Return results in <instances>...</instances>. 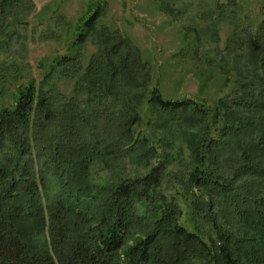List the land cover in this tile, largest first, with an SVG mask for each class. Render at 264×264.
Here are the masks:
<instances>
[{
    "label": "trees",
    "instance_id": "obj_1",
    "mask_svg": "<svg viewBox=\"0 0 264 264\" xmlns=\"http://www.w3.org/2000/svg\"><path fill=\"white\" fill-rule=\"evenodd\" d=\"M32 10L31 0H0V37ZM261 15L257 29L239 28L231 41L239 85L216 108L165 100L150 89L139 49L113 35L86 68L80 55L64 57L40 87L2 106L0 264H264ZM9 69L0 61V80ZM54 74L76 79L74 97L56 91ZM183 149L186 172L169 170ZM110 162L132 172L96 181L94 168Z\"/></svg>",
    "mask_w": 264,
    "mask_h": 264
},
{
    "label": "rangeland",
    "instance_id": "obj_2",
    "mask_svg": "<svg viewBox=\"0 0 264 264\" xmlns=\"http://www.w3.org/2000/svg\"><path fill=\"white\" fill-rule=\"evenodd\" d=\"M33 10L9 26L0 37L5 50L0 61L10 69L0 80V108L13 106L20 89L43 83L56 61L82 57L86 68L97 54L99 40L124 38L141 52L151 67L150 89L157 88L165 100H196L211 109L233 98L238 89L231 41L239 28L257 29L264 0H31ZM22 22V23H21ZM94 24L83 44L81 36ZM8 30V31H7ZM13 33L9 43L7 34ZM112 36V37H113ZM232 48V49H231ZM7 73V72H6ZM52 86L67 98L75 95L76 79L54 74ZM142 105L143 131L150 109ZM188 152L169 170L186 172ZM131 165L121 162L98 164L93 178L106 182L130 174ZM182 206L181 223L193 230L190 204Z\"/></svg>",
    "mask_w": 264,
    "mask_h": 264
}]
</instances>
